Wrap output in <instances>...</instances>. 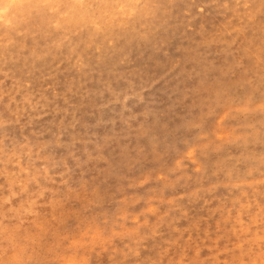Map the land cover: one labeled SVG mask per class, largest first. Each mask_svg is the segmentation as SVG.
Listing matches in <instances>:
<instances>
[{
    "label": "rangeland",
    "instance_id": "rangeland-1",
    "mask_svg": "<svg viewBox=\"0 0 264 264\" xmlns=\"http://www.w3.org/2000/svg\"><path fill=\"white\" fill-rule=\"evenodd\" d=\"M0 264H264V0H0Z\"/></svg>",
    "mask_w": 264,
    "mask_h": 264
}]
</instances>
